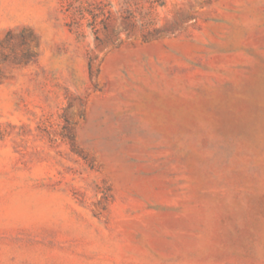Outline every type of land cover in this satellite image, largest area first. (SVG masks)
<instances>
[{
    "label": "rangeland",
    "instance_id": "1",
    "mask_svg": "<svg viewBox=\"0 0 264 264\" xmlns=\"http://www.w3.org/2000/svg\"><path fill=\"white\" fill-rule=\"evenodd\" d=\"M159 1L0 0V264H264V0Z\"/></svg>",
    "mask_w": 264,
    "mask_h": 264
},
{
    "label": "trees",
    "instance_id": "2",
    "mask_svg": "<svg viewBox=\"0 0 264 264\" xmlns=\"http://www.w3.org/2000/svg\"><path fill=\"white\" fill-rule=\"evenodd\" d=\"M66 10L72 18L73 27H83L84 25L92 27L97 33L100 26L107 29L109 21L112 19V11L106 7L110 5V0H65ZM160 3L159 0H152V4ZM127 13V12H126ZM128 14V13H127ZM132 18L131 15L123 18Z\"/></svg>",
    "mask_w": 264,
    "mask_h": 264
}]
</instances>
